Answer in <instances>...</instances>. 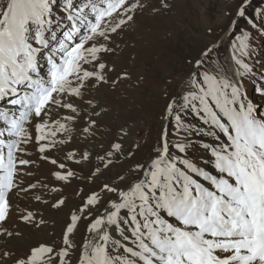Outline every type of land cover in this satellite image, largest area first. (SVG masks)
<instances>
[{
  "label": "snow or ice",
  "instance_id": "obj_1",
  "mask_svg": "<svg viewBox=\"0 0 264 264\" xmlns=\"http://www.w3.org/2000/svg\"><path fill=\"white\" fill-rule=\"evenodd\" d=\"M146 8L164 14L172 5L169 0H0V264H264V111L241 90L255 71L248 62L253 38L264 37V6L253 0H233L222 14L240 82L230 78L216 42L185 58L187 72L172 92L170 81L161 87V132L151 154L103 184L101 191L116 199L93 216L101 198L88 195L59 241L37 240L19 253L8 246L45 223L20 203L30 195L49 203L43 193L34 194L37 184L23 182L32 175L30 145L53 166L51 176L63 182L76 176L68 162L79 166L95 156L89 177L94 180L136 159L141 145L125 148L131 136L126 124L118 125L101 151L94 146L68 151L63 161L48 153L62 151L73 132L85 141L95 137L98 119L108 110L93 90H114L130 78L127 69L112 78L116 65L106 57L119 47H113L114 36ZM258 91L264 97V86ZM202 136L215 143H202L210 158L198 163L189 153L193 138ZM64 204L60 198L50 207ZM81 220H88L87 236L77 246Z\"/></svg>",
  "mask_w": 264,
  "mask_h": 264
},
{
  "label": "rangeland",
  "instance_id": "obj_2",
  "mask_svg": "<svg viewBox=\"0 0 264 264\" xmlns=\"http://www.w3.org/2000/svg\"><path fill=\"white\" fill-rule=\"evenodd\" d=\"M169 2L172 5L170 11L153 14L146 8L143 12L137 13L135 20L130 22L119 35L114 36L113 47L116 45L119 47H116L115 55L106 57L110 65L112 63L116 65V73L112 78L115 79L116 74L124 69L128 70L130 78L120 82L114 90L101 88L98 93L93 90L101 106L108 110L106 116L98 119L100 127L95 137L85 141L81 135L73 132V139L60 146L62 151L53 150L48 153L49 156L63 161L68 151L82 152L89 146H94L95 151H101L100 145L107 146L112 141V134L118 131V125L126 124L131 129V136L125 148L127 149L134 142H139L141 145L136 159L124 161L94 180H90L89 177L94 171L95 156L90 163L79 166L68 162L69 168L76 173V176L70 181L63 182L56 181L51 176L50 170L53 166L41 160L35 148L30 145L28 147L30 155L26 158L34 162L27 169L32 175L24 176L23 182L25 186L32 182L37 184L34 194L43 193V198L49 203L40 204L31 195L27 199H21V208L28 206L29 210L36 212L37 219L42 218L45 223L39 229H33L32 233L25 232L23 241L9 243L8 246L17 253L25 250L33 242L36 243L37 240L59 241L71 213L78 211L84 198L91 193L95 192L101 198L98 208L92 209L93 216L99 215L107 207L110 199H116L114 194L101 191L103 184L113 183L116 176L124 172L129 164L142 162L151 154L161 132L160 116L165 102L161 87L165 82L170 81L168 92H172L173 86L177 85L179 78L187 72L185 58L197 57L203 46L210 42L219 43L221 62L226 69H229L230 78L240 82L234 77V65L229 56L232 41L230 33L226 34L224 31L227 20L222 18L223 12L231 7L233 0H169ZM253 4L264 6L262 0H253ZM240 26L243 27V24ZM248 62L255 71L252 76L241 82V90L254 105L264 111V97L258 91L264 86V79L259 75L264 73V37L254 36ZM141 76L144 77L143 81L140 79ZM3 103L0 102V105ZM56 118V113L53 112L52 119ZM188 119L191 120L192 117L189 116ZM79 127L80 125H77V128ZM31 131L34 136V128ZM193 141L194 147L190 149V158L198 163L210 158L209 152L201 145L205 142L215 143L212 137H194ZM41 184H46L48 187L41 188ZM53 188L58 191H52ZM60 198L65 200V204L59 209L51 208L50 204ZM87 224L88 220H81L78 224L74 234V242L77 246L87 236ZM21 231L24 229L21 228ZM113 235L115 236V232Z\"/></svg>",
  "mask_w": 264,
  "mask_h": 264
},
{
  "label": "bare ground",
  "instance_id": "obj_3",
  "mask_svg": "<svg viewBox=\"0 0 264 264\" xmlns=\"http://www.w3.org/2000/svg\"><path fill=\"white\" fill-rule=\"evenodd\" d=\"M154 21V20H153ZM157 22H160L159 20H157ZM168 41V40H167ZM134 77V76H133ZM130 89V88H129ZM152 94V93H151ZM124 105V104H123ZM41 165V164H40ZM41 175V174H40ZM33 183V182H32ZM50 185V184H49ZM40 188V187H39ZM56 192V191H55ZM40 219V218H39ZM52 227V226H51ZM53 235V234H52ZM33 237V236H32ZM34 243V242H33ZM27 246V245H26ZM19 250V249H18Z\"/></svg>",
  "mask_w": 264,
  "mask_h": 264
},
{
  "label": "water",
  "instance_id": "obj_4",
  "mask_svg": "<svg viewBox=\"0 0 264 264\" xmlns=\"http://www.w3.org/2000/svg\"><path fill=\"white\" fill-rule=\"evenodd\" d=\"M228 32H226V34H227ZM219 44V43H218Z\"/></svg>",
  "mask_w": 264,
  "mask_h": 264
}]
</instances>
